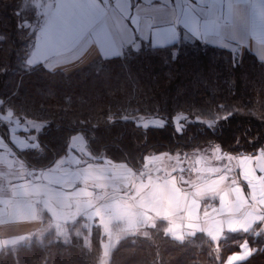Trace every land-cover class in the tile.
Here are the masks:
<instances>
[{"label":"trees","instance_id":"trees-1","mask_svg":"<svg viewBox=\"0 0 264 264\" xmlns=\"http://www.w3.org/2000/svg\"><path fill=\"white\" fill-rule=\"evenodd\" d=\"M38 21L34 0H0V136L9 143L8 120L41 123L38 131H19L33 133L37 144L15 151L26 166L48 168L77 133L93 160L135 173L150 156H175L182 165L199 149L216 148L228 157L262 150L264 62L250 52L181 40L94 59L69 73L50 72L25 63ZM142 220L151 223L120 235L106 264H223L243 241L251 253L238 264H264L259 231L212 239L197 224L183 222L185 232L173 236L168 221ZM77 221L65 237L48 231L9 245L0 241V264H99L107 229L122 223Z\"/></svg>","mask_w":264,"mask_h":264},{"label":"crops","instance_id":"crops-1","mask_svg":"<svg viewBox=\"0 0 264 264\" xmlns=\"http://www.w3.org/2000/svg\"><path fill=\"white\" fill-rule=\"evenodd\" d=\"M50 4L51 8L42 12L43 20L25 58L26 65L40 64L50 72L69 73L94 59L114 58L142 45L170 46L181 40L233 52L246 50L264 62V0H51ZM8 121L9 143L0 136V241L40 226L36 203L66 208L76 196L90 193L80 182L95 185L103 199L113 192L126 194L122 201H105L108 216L114 217L111 222L128 223L125 216L135 212L137 217L166 221L182 216L194 219L212 239L225 232L252 230L264 237V146L253 155L229 157L237 177L227 178L221 171L197 179L183 198L176 175L139 178L132 189L123 186L133 171L107 159L93 160L79 133L70 137L66 154L41 170L38 179L20 178L28 169L15 151L37 144L33 133H27L32 134L28 138L19 133L27 132L22 123ZM27 125L34 131L41 128L34 122ZM166 157L175 160L170 155L158 158ZM214 192L219 209L197 221L203 197ZM128 200L133 202L132 208ZM110 207L121 209L111 213ZM250 253L248 242L243 241L223 264H238Z\"/></svg>","mask_w":264,"mask_h":264},{"label":"rangeland","instance_id":"rangeland-1","mask_svg":"<svg viewBox=\"0 0 264 264\" xmlns=\"http://www.w3.org/2000/svg\"><path fill=\"white\" fill-rule=\"evenodd\" d=\"M50 2H51V0H44L43 2H42V0H34V5L37 9V14L39 16L37 28L43 20V15H42L43 13L42 12L45 10L47 11L48 9L51 8ZM32 44H33V42H32ZM32 44H31L30 48L32 47ZM142 46H145V45H142ZM235 52L240 53L238 51H235ZM137 120L142 121L143 118H137ZM9 123H10V121H9ZM25 123L26 124L22 123L21 126H23L25 128V130L28 131L30 129V127L27 125V122H25ZM31 123H33V122H31ZM34 123H38V122H34ZM38 124H41V123H38ZM146 124L155 125V124H157V121H153V120L149 121L148 120L146 122ZM23 127H22V129H23ZM29 135L32 136V134H27L26 136L25 135L24 136L26 138H28ZM213 149L214 150L212 152H202V149L196 150L194 153H192V155L189 159H186V161H184L182 163V165L180 164L178 158L175 156H173V158L175 160H172V158L170 159L169 157L168 158L166 157L165 159L164 158L159 159L158 157L161 155L150 156V157H148L147 161L145 162L144 170L139 172V173L138 172L135 173L133 171L132 175L128 176L127 179L124 181L125 182L124 185L123 184L122 185L127 186L128 188L132 189L134 186L135 180H137L139 178H143V177L156 178L157 176H164V175L166 176L169 174L176 175L177 183L180 186V188L182 189L183 198H185V196L189 192V190H188L189 186L191 185V183H193L197 179L207 178L208 176H210L212 174L219 173L221 171L226 172L227 178L228 177L229 178L230 177H233V178L237 177V175H236L237 169L233 163V159H231L228 156H225L224 154L218 152V150L216 148H213ZM77 157L83 163L86 161L85 157H83L80 154H77ZM22 163H23V161H22ZM24 165L26 166V164H24ZM26 168L28 169L27 173L24 175H22L23 173H21L20 178H24L25 176H27L26 179H28V180L38 179L40 176L41 170H43V169L30 168L28 166H26ZM18 171H21V169ZM224 183L226 185L228 184V182H226V181H224ZM80 186L89 187L91 192L87 193L85 191L81 195L76 196L75 198H73L70 201V206H68L66 208H58V207L51 205V204H48L46 202H44V204L36 203L37 212H38V219L41 220V222L38 223L40 226L36 227V228L33 227L30 230V232L25 234V235H20L16 238L13 237L10 239L3 240L2 241L3 245H9L13 241H15V240L17 241V239L23 238L25 236H27V237L28 236H37L40 234H44L48 231H51L54 236L65 237L68 227H71V225L77 223L78 222L77 219H79L80 217H83V216L88 217L90 219H93L96 223H98L104 227L109 225V223L111 222L110 219L113 220L114 217L108 216L107 212H108L109 208H107V206H105V204H106L105 199L102 198L100 192H98L97 187H95V185H93L92 183L90 184V183H83V182H80ZM243 188L245 190V187H243ZM95 192H97V193H95ZM119 192H121V191H119ZM244 193L246 194V190ZM215 196L217 197L216 192L212 193L209 196L203 197V198H205L204 199L205 201L202 203L200 216L198 217L199 220H197V221L201 220V215H203V214L207 215V217L209 218V216L213 215V212H214L213 210L219 209V207L217 205V200H214V198L216 199ZM123 198L124 197H118L114 200L118 199V200L122 201ZM114 200H111V201H114ZM127 203H129L131 208H132L133 202H130V200H128ZM110 208H111L110 209L111 213H113L116 210V208H114V207H110ZM120 209L121 208L117 209L116 211H118ZM131 211H132V209H131ZM207 213H209V214H207ZM135 215H136V212H135ZM135 215L132 214V216H129V215L125 216L126 219L128 220V223H124L123 221H119L122 224L113 223V224H110V226H111L110 229L106 228L108 238L106 239V241L103 244V257L100 258L99 264H106L107 263L108 253H109L110 249L115 245V243H116L117 239L120 237V235H123L127 229H130V228L132 229L133 227L135 228L136 226L138 227L142 223H143V225L145 223V226H146V223L147 224L151 223L147 220H142V216L137 217ZM153 217H151L152 220L157 218V217H155V218H153ZM175 220H177V221H175ZM175 220H173V221L168 220L169 221V226H168L169 233L170 234L172 233L173 236H180L182 234V232H185V230L187 229V228H185L187 224H183V222H194V219L185 218L182 216L176 217ZM172 222H175V223H172ZM179 222H180V224H179ZM38 224H35V226ZM173 224H174V226H171ZM141 228L143 229L144 227H141ZM170 230H172V231L170 232ZM75 231H77V229Z\"/></svg>","mask_w":264,"mask_h":264},{"label":"water","instance_id":"water-1","mask_svg":"<svg viewBox=\"0 0 264 264\" xmlns=\"http://www.w3.org/2000/svg\"><path fill=\"white\" fill-rule=\"evenodd\" d=\"M126 194L122 193V192H114V193H110L109 195H107L104 199L105 201H110V200H114L118 197H125Z\"/></svg>","mask_w":264,"mask_h":264}]
</instances>
